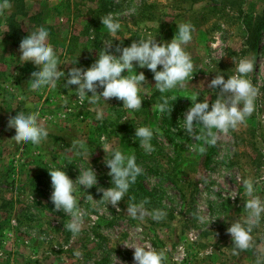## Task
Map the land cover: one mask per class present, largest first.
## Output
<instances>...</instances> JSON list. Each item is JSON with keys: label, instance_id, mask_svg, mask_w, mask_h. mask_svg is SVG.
<instances>
[{"label": "rangeland", "instance_id": "obj_1", "mask_svg": "<svg viewBox=\"0 0 264 264\" xmlns=\"http://www.w3.org/2000/svg\"><path fill=\"white\" fill-rule=\"evenodd\" d=\"M190 1L7 0L5 8L0 0V264H135L134 246L146 242L166 250L165 264H264V213L253 223L246 249H237L227 231L235 219L249 215L245 178L255 182L264 200V0H199L189 8ZM109 13L121 24L115 35L102 24ZM184 22L193 26L191 40L183 45L194 62L193 77L160 93L153 72L134 61L129 72L137 68L146 76L140 108L101 97L97 104L104 119L97 120L96 105L78 98V85L63 86L68 69L87 68L99 52L108 48L119 54L117 45L149 34L167 42ZM42 23L65 73L52 89L29 87L32 69L39 65L20 59L21 38ZM250 26H259L256 41L248 37ZM242 57L253 61L246 74L257 91L253 112L235 128L213 129L215 143L208 142L200 124L189 134L182 118L190 98L207 96L211 107L220 86L213 88L210 81L217 73L225 79L233 75ZM161 96L172 97L165 111L157 107ZM19 109L39 112L48 128L40 143L15 139L8 119ZM141 125L153 129L151 152L134 137ZM196 134L202 138L195 139ZM105 141L134 153L142 167L118 206L101 199L97 190L112 183L105 164L110 157L100 145ZM91 166L98 183L76 185L83 222L73 234L65 227L71 214L55 209L50 200L48 168L62 167L75 180L79 169ZM141 201L149 210L144 217L129 215L128 204ZM153 209L166 214L154 219Z\"/></svg>", "mask_w": 264, "mask_h": 264}, {"label": "clouds", "instance_id": "obj_2", "mask_svg": "<svg viewBox=\"0 0 264 264\" xmlns=\"http://www.w3.org/2000/svg\"><path fill=\"white\" fill-rule=\"evenodd\" d=\"M7 6V0H5L3 7ZM101 20L113 35L121 27L120 21L114 19L111 13L101 17ZM192 32L191 23L184 22L178 25V33L167 42L166 40L158 42L156 36L149 34L146 38L133 40L128 46L121 48L117 45L116 52L119 54L107 48L99 52L98 57L87 68L80 66L68 69L67 79L63 86L78 85L75 88L78 98L83 100L87 97L90 104L96 105L95 118L97 120L104 119V108L97 104L101 97L105 101L110 97H115L123 101V107L129 109L140 108L143 101L141 91L145 87L142 82L146 80V76L143 71L138 72L137 68L134 73L129 72L135 66L133 62H137L140 67L146 66L153 72L155 86L160 93L182 85L190 76L193 77L194 62L183 47L191 40ZM48 34V26L42 23L31 27L30 31L20 40V59L23 61L31 59L39 65L32 69L33 74L28 83V86L33 89L56 88L60 77L65 75L64 70L58 67L61 63L56 49L49 42ZM158 65L161 66L159 69ZM252 69L253 61L248 57H242L238 63L235 61L236 71L227 79L223 73H217L210 81L211 87L220 86L217 98L209 107L207 96L203 100H198L197 97L200 94H194L190 98L192 103L182 118L184 129L192 134L194 124H200L208 137V142L215 143L216 135L213 129L227 131L242 123L245 117L253 112L254 97L257 94L252 82L246 77ZM125 70H127L126 75L122 74ZM98 88H102V91L98 92ZM89 92L92 94L89 95ZM171 98L161 96L162 102L157 105L158 109L167 110L168 101ZM8 123L15 126L14 137L18 141H31L33 144H38L48 135V128L40 119L37 111L19 109L9 116ZM153 135L154 132L150 126H135L134 137H139V146L146 152L153 150L154 146L151 143ZM194 138L198 140L202 137L196 134ZM83 143V141H76L74 145L82 146ZM100 145L107 153L106 157H110L105 159V164L109 167L108 174L111 176L112 183L110 187L97 190L103 193L101 199L107 201L108 204L118 206V202L128 193L131 184L142 173V167L137 163L134 153L114 147L111 141H105ZM194 147H199L201 152L204 151L203 146L194 145ZM86 158L88 159L89 156ZM48 170L53 189L50 200L55 209H62L66 214H71L72 219L65 227L76 234L81 230L83 222L82 214L77 210L76 185L79 184L80 187L83 185L86 188L97 185V173L92 166L83 170L79 169L78 177L73 180L62 167L48 168ZM237 179L240 178L237 177ZM242 183L249 197L244 206L250 210L249 215L244 221L239 218L235 219L227 229L237 249L249 247L252 225L264 213V200L256 194L255 182L245 178ZM89 198L97 200L92 195ZM148 211L142 201L128 204L127 207V213L132 217L143 218ZM165 214L163 209L151 210L154 219H160ZM134 249L135 264H165V249H156L147 242L143 246H134ZM75 254L80 255L79 252Z\"/></svg>", "mask_w": 264, "mask_h": 264}, {"label": "trees", "instance_id": "obj_3", "mask_svg": "<svg viewBox=\"0 0 264 264\" xmlns=\"http://www.w3.org/2000/svg\"><path fill=\"white\" fill-rule=\"evenodd\" d=\"M197 1H199V0H191V1H190V4H189V8H190L192 5H194V3H196ZM11 27L13 28L14 32H18L17 29H16V27H15L14 25H12ZM258 31H259V26H254V27L250 26V27L248 28V37H250V36L253 35V37H254V39H255V41H256V40H257ZM16 35H17V37H18V36L21 35V33H20V34L18 33V34H16ZM110 38L112 39V37H110Z\"/></svg>", "mask_w": 264, "mask_h": 264}]
</instances>
